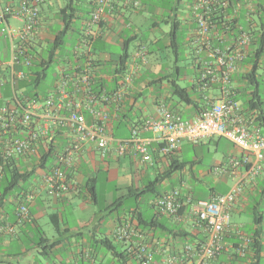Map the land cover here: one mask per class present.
Wrapping results in <instances>:
<instances>
[{
  "label": "crops",
  "instance_id": "0c3cea01",
  "mask_svg": "<svg viewBox=\"0 0 264 264\" xmlns=\"http://www.w3.org/2000/svg\"><path fill=\"white\" fill-rule=\"evenodd\" d=\"M1 1L12 6H18L20 3V0ZM96 1L40 0V23L27 45L33 60H38L37 64L43 58L47 59L48 50L58 33L64 30V19L70 15L73 19L71 30L68 31L64 44L56 51L54 63L49 67L50 69L55 66L52 84L43 87L47 78L41 83L40 88L36 89L31 84L26 87L21 86L17 89V94L24 100L32 98L44 101L48 98L57 100L59 95L64 92L67 98L62 114H68L67 104L72 103L71 105L80 108L81 112L86 115L88 122L92 121L90 110L106 112L109 115L107 129L114 139L111 151L105 158H101L90 145L80 146V150L73 156L71 166H62L67 175L69 190L59 198L48 191L43 182V171L39 169L32 180V190H35L36 194L34 201L28 205L30 217L23 223L19 222L17 216L21 200L12 199L17 204L16 214L13 217L6 212V201L0 205V264H44L45 259L67 245L70 246L67 254L63 256L62 252L57 254L54 264H116L113 254L108 253L101 246V241L105 239L116 241L114 233L118 226L131 219L128 212L121 216L117 215L109 221L104 219L99 206L97 190L100 178L108 186H111L112 205L116 199L126 197L130 187L144 191L150 188L149 183L155 181L165 172L170 158L162 156L157 135L142 130L143 123L148 119L158 117L157 107L162 101L184 120H193L199 115V111L193 104L182 103L172 95V82L176 81L179 86L181 83H189L190 88L186 89L190 93L197 91L195 94L197 96L204 93L205 98L211 96H214V100L219 98L220 88L216 85L206 91L199 90L200 68L196 55L197 48L194 44L197 29L195 0H140L141 8L138 10L130 9L126 0H106L107 6L100 23L91 25L92 33L88 36L86 29L96 8ZM231 3V8L226 12L229 20L236 21V26L244 23L245 29L250 34L258 31L264 33V0H231ZM237 3L240 5L239 7L236 5ZM68 4H71L72 9H67ZM8 22L13 28L22 26L12 18L8 19ZM173 25L176 27L175 35L177 37L175 36V39L172 37ZM182 32L184 38L183 43L180 44L178 35ZM5 41L7 40L4 38L0 45V63H6L10 58L9 42ZM229 43H231V37L230 40L225 41V44ZM169 50L173 52L174 60L164 62V52ZM126 52L128 55L124 60L123 54ZM181 52L185 53L182 55ZM141 55L145 57L146 61L142 60ZM89 59L91 60L92 85L88 93H84L83 86L78 81V75L88 67ZM263 62L264 59H262L260 68L263 67ZM122 65L124 71L118 74V69ZM29 69H24L26 76L17 84L30 83L28 80ZM250 69L251 65L244 61L233 75L230 89L235 98L242 99L249 95V88L246 82L241 80V77ZM127 76H132L129 83L125 81ZM5 87L0 90V107L11 103V100L6 96ZM15 93L13 92V94ZM115 94L121 95V101L107 104L99 102L92 104L90 102L92 96L101 100L105 97H113ZM193 102L197 103L199 108L202 106L197 97L193 99ZM36 122L45 125L41 118H36ZM135 129L139 131L140 138L147 144L152 158L149 163L142 162L141 157L135 155L132 150L122 157L116 153V141L128 140ZM51 136L49 140L42 137L38 143L39 151H47L48 145L51 143L55 149L61 152L69 145H75L76 142L67 126H56ZM223 142H227L228 145ZM187 146L196 148L207 146L209 152L210 148H215V152L223 154V159L216 161L207 171V174L219 177L220 181H231L234 185L235 181L243 176V167H234L233 165L234 162L240 160L241 152L230 141L210 138L199 145L183 142L171 157L189 164L181 173H175L178 176L176 179L182 187L185 175L195 178L197 166L203 161L202 157H198L196 151H194V156L182 160L181 157ZM34 161L36 158L20 160L22 167L27 169H31ZM52 165V167H56V161ZM175 174L173 175L175 176ZM91 186H95V197H91L89 194L88 190ZM263 186L264 173L254 183L247 186L244 195L248 194V196L243 195L233 211H244L249 200L257 193H262ZM169 191L161 192L164 194ZM228 192L218 193L215 189H211L207 199ZM187 193L193 195L191 190H187ZM23 197L24 195H21L20 199H24ZM244 199H247V203L243 204ZM153 202V200H148L139 203V211L142 215L145 217L141 207L143 204L146 209L154 211L153 216L167 222L168 226L175 224L172 219L155 211L152 206ZM85 216H88V219H85ZM45 220H48L53 226L55 234L47 236L42 230L41 224ZM56 226L61 227L60 233L56 230ZM233 226L238 227L236 224ZM242 227L240 226L241 232L247 235ZM182 228L187 233L194 234L191 225L186 224ZM254 229L255 226L251 230ZM149 235L155 238L152 232ZM40 237L44 241L41 242ZM46 239L49 242H45ZM166 239L169 249L174 252L178 251L183 244ZM226 242L232 247L231 252L221 255L211 264H233L229 256L235 255L233 248L239 244L240 239L236 235L230 234L226 238ZM39 243L43 244L40 246L43 251L38 250ZM52 244L57 246L49 249L48 247ZM121 245L125 251L122 242ZM109 255L112 258H109ZM159 255L163 261L165 253ZM261 258V264H264V251Z\"/></svg>",
  "mask_w": 264,
  "mask_h": 264
},
{
  "label": "built area",
  "instance_id": "2783aa9c",
  "mask_svg": "<svg viewBox=\"0 0 264 264\" xmlns=\"http://www.w3.org/2000/svg\"><path fill=\"white\" fill-rule=\"evenodd\" d=\"M241 1V0H239ZM132 10L141 8L140 0H126ZM238 7V3L236 4ZM107 6L106 0H97L96 8L91 15V21L86 29L88 36L92 33L91 25H97ZM231 0H195V22L197 29L194 44L197 48L200 68L199 90L206 91L213 86L220 88L218 99L214 96L204 97L207 107L193 120H184L179 114L169 109L162 101L158 104L156 119H148L142 125V130L153 132L161 145L163 157L171 158L181 143L199 145L206 139L220 138L230 141L241 152L239 161L234 167H243V176L235 181L233 188L226 194L215 195L207 200L195 199L191 193L184 194L180 189H173L163 194L155 202L157 212L182 225H191L193 233L198 230L203 241L184 242L178 251L170 250L169 243L163 239H154L138 226L136 221H126L118 226L114 233L115 240L125 244V250L138 264H211L221 255L231 252V246L226 242L230 234L236 235L240 242L233 248L235 255L245 258L249 252L251 239L241 232L240 227H234L231 213L242 199L248 185L255 182L264 173V120L259 119L256 112H247L239 101H236L230 84L238 67L250 54L253 37L242 29L240 34L231 37V43L225 44L228 28L224 27L229 20L227 11ZM21 23L20 28L9 25L8 19ZM216 18H223V30L216 25ZM40 23V0H20L18 6L4 4L0 0V26L4 38L9 42L10 58L6 63H0V90L10 85L14 92L15 85L26 76L24 69L32 66L33 58L27 45L34 36ZM143 61L145 57L141 55ZM91 60L87 68L80 72L78 81L84 93H88L92 85L90 70ZM132 76L125 78L126 83ZM0 107V144L5 161L15 159L39 158L38 143L42 137L51 139L56 126H67L75 137V145H69L56 154L57 166L50 171H43V182L48 191L60 197L69 190L66 172L62 166L70 167L75 152L80 146L90 145L101 158L111 151L114 141L107 129L109 115L104 111L90 110L92 121L80 108L67 104L68 114H62L67 98L62 92L58 99L48 98L18 99ZM121 101V95L105 97L101 100L90 97L92 104ZM41 112V114H40ZM41 118L45 125L35 123ZM116 153L124 156L129 150L141 157L142 162L149 163L152 158L147 144L139 136L137 129L132 131L128 140L116 141ZM0 167V180L3 176ZM36 191L31 190L17 211L20 223L30 217L28 205L34 201ZM193 234V235H194ZM165 253L163 261L158 263L156 257ZM232 260L233 256H229ZM231 264V263H229Z\"/></svg>",
  "mask_w": 264,
  "mask_h": 264
},
{
  "label": "trees",
  "instance_id": "16d2710c",
  "mask_svg": "<svg viewBox=\"0 0 264 264\" xmlns=\"http://www.w3.org/2000/svg\"><path fill=\"white\" fill-rule=\"evenodd\" d=\"M67 9H72L71 4L67 5ZM67 18L64 19V30L58 33L55 41L48 50L47 59L43 58V60H41V62L38 64V60H33L32 67L29 69L30 75L28 77V80L30 81V83H16L14 92H16L15 94L18 99H21L20 97H18L17 94L18 88H21V86L26 87L31 84L32 86H34V88L38 89L40 88L41 83L47 79V72L49 70V67L54 63L56 51L60 49L61 46L64 44L68 31L71 30V23L73 20L72 15L68 16ZM214 20H216V25L219 27V29L223 30V18H216ZM224 27L228 28V37H234L240 34V29L247 31L245 29L244 23L239 26H236V21L232 19L226 21V25ZM172 29V37L175 39V36L177 37V35H175V25L172 26ZM251 36L253 37V43L251 46L252 50L250 51L249 56L245 60V62L251 65V69L245 74H243L241 77V80L246 82L250 91L249 95L242 98L244 100L243 108L247 112L258 113V120H264V100L262 92L260 90V80L258 75V70L260 69L262 59H264V33L258 31L251 34ZM175 45L177 46V43ZM175 53L177 54V51ZM127 55V52L123 54L124 60ZM123 71L124 66L122 65L121 68L118 69L117 73L121 74ZM5 89L7 90V98H9L11 102L14 101L11 86H7L5 87ZM171 90L172 95L174 97H177L180 102L188 105L193 104L199 111V114L207 107L206 100L204 98V93L201 96H197L195 95L197 94V91L190 93L188 89L179 86L176 81L171 83ZM196 97L202 103V106L200 108L197 103L193 102V99ZM235 100L241 101V98H235ZM57 153H59V151L55 149L50 143L48 145V150H40L39 158H36V161L33 162L31 169H27L23 168L21 163L15 161V159L5 161L3 159L0 144V167H2L3 169V176L0 180V205L5 202L7 198L13 195V198L22 201L23 199H20V196L25 195L26 193L32 190V180L34 178L35 173L39 169L44 172L50 171L53 168L52 163L56 161ZM188 165V163L181 162L174 158H170L169 165L166 167L165 172L155 181L149 183L150 188L143 191L130 187L129 194L126 197L117 199L112 205L109 206V208H113V210L117 211L118 209H121L123 206H125V204L127 203L129 207L128 215L130 216L131 221H136L137 226L146 234L152 232L153 236H155V238L153 237L154 239L165 240V238H167L169 240H173L174 242L180 243H184L188 240L189 243H195V241L202 242L203 237L198 230H196L195 235H193L192 233H187L182 228V224L175 223L173 225L168 226L167 222L157 219L156 216H153L151 219H146L142 215L141 211H139V203L144 200L145 195L149 193L154 194L155 198L153 199V201L155 202L159 197L163 195L162 192H158V187L161 186L167 179L172 177L173 174L181 173L184 169H186V167H188ZM94 187L95 186H91L88 190L91 197H95L96 195ZM14 191H17L18 193L13 194ZM262 194H264V189L262 191ZM154 202L152 206L153 209L157 211L154 206ZM259 206L260 204L256 203L250 208L252 214V223L253 226H255V229L250 230V233L247 234V236L251 239V245L249 246L248 255L245 258H240L237 255H233V257L235 256V259H232L233 264L237 262H239L240 264H261L262 262L261 256L264 251V232L261 226L264 221V218L259 209ZM56 230L60 233L61 227L56 226ZM40 240L41 242L44 241L42 237H40ZM45 242L49 241L46 239ZM38 245L42 246L43 244L39 243ZM123 245L125 248L124 243ZM56 246V244H52L48 248L52 249ZM101 246L105 248L108 253L113 254V257L118 262V264H138L137 261L134 260L133 257H131L130 254L126 252V250L123 252L118 251V249L114 246L113 242L109 239L101 241ZM159 256L156 257V261L158 263L161 262V258Z\"/></svg>",
  "mask_w": 264,
  "mask_h": 264
},
{
  "label": "rangeland",
  "instance_id": "374dc122",
  "mask_svg": "<svg viewBox=\"0 0 264 264\" xmlns=\"http://www.w3.org/2000/svg\"><path fill=\"white\" fill-rule=\"evenodd\" d=\"M1 28L2 27L0 26V45L4 41V35L2 34ZM74 37L76 38V35H74ZM183 38H184V34L182 32V34L178 35V40L180 44L183 43ZM184 53L185 52H181L182 55ZM173 60H174L173 52H171V50L165 51L164 52V62H167V61L172 62ZM54 72H55V66H52L47 72L48 79L44 83L43 87H45L46 85L48 86L52 84V81L54 80L53 79ZM258 75H259V80H260V90L262 92L263 100H264V62H263V67L258 70ZM180 85L183 88H190L189 83H181ZM240 102L242 106L244 107V100L241 99ZM223 143L228 145L227 142H223ZM194 151H196L198 157L203 158L202 163L197 166V171L195 172L196 177L191 178L188 175H185L184 177L185 182L183 184L184 186L182 187L181 184L176 179L178 177L177 174H175V176L173 175L172 177L167 179L161 186L158 187V192L167 191V190L172 191L173 188H175V189L182 190V192L186 194L187 190H191L195 198L207 200L211 189H215L216 192L218 193H224V192L230 191L231 188H233L232 186L234 185L233 183H231V181H227V182L220 181L219 177L215 175L212 176V175L207 174V171L215 164L216 161H220L223 159L222 153L215 152V148L214 149L210 148V152H209L207 146L198 147V148L193 147V146H187V149L184 151L181 159L185 160V159H188L189 157L194 156ZM97 190H98V195H99V206H100V209L102 210L101 213L104 219L109 221L112 218H115L117 215L121 216L123 213L128 212L129 207L127 203L125 204V206H123L121 209H118L117 211L113 210V208H109V206L112 203L110 199L111 186H108L105 182H103L102 178H100V181L97 185ZM16 193L18 192L17 191L13 192V194H16ZM13 196H10L9 198L6 199V212H8L9 215L12 217L16 214V209H17V204L14 203L12 200ZM244 196L247 197L248 194ZM154 198H155V195L149 193L144 196L143 203L148 200H153ZM244 203H247V199L243 201V204ZM256 203L260 204L259 209L264 218V194H262L261 192L257 193L255 197L249 200V204L247 205L244 211H241V212L233 211L231 213L232 224H236L238 227L243 226L242 228L247 234L250 233V230L254 227L252 223V214H251L250 208L254 206ZM141 207L143 208L145 217L147 219H151L154 215V211L151 209H146L145 206H143V204ZM85 219H88V216H85ZM41 227L47 236L53 233L55 234L53 226L49 223L48 220H45L41 224ZM261 227L264 232V221ZM113 244L118 249V251L123 252V246L121 245V242L116 240V241H113ZM37 248L39 251H43V249H41L39 245ZM69 249H70V246L67 245L63 249L59 250L58 252H54L53 253L54 255L52 254L50 255L49 258L45 259L44 264L45 263L54 264L56 262L55 256H57V254H60L61 252H62L61 255L63 256L64 254H67ZM109 258H112L111 255H109ZM116 264H118L117 261H116Z\"/></svg>",
  "mask_w": 264,
  "mask_h": 264
}]
</instances>
